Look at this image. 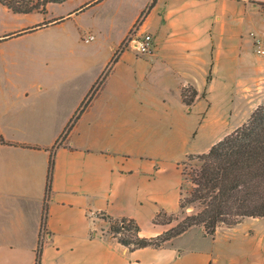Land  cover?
Listing matches in <instances>:
<instances>
[{
	"label": "crops",
	"instance_id": "obj_1",
	"mask_svg": "<svg viewBox=\"0 0 264 264\" xmlns=\"http://www.w3.org/2000/svg\"><path fill=\"white\" fill-rule=\"evenodd\" d=\"M92 1L81 0L68 14ZM151 1L141 7L103 67H107ZM258 2L264 0H157L137 25L139 33L152 34V53L138 56L134 49H124L70 136L56 149L44 230L51 149L64 131L53 144H39L8 136L0 124V137L6 141L0 142V264H36L40 238L44 241L42 264H264V226L243 228L263 224L264 217H245L233 226H219L215 236L222 228L232 238L242 230L245 242L233 244L228 254L214 258L210 252L182 246L179 240L185 232L161 247L130 250L112 236L109 223L102 218L103 212L133 217L145 236L169 228L153 220L173 198L174 186L180 212L183 174L180 171L176 181L174 170L165 168V159L175 156L177 148L173 143L159 147L163 142L162 125L181 126L182 118L177 113L183 108L188 122L201 98L206 99L207 111L214 84L227 73L226 64L241 61L247 44L251 53H256L252 33L264 44V6ZM50 6L43 15L49 14ZM129 55V72L116 74ZM102 74L84 89L65 119L64 130ZM152 82L161 95L153 101L144 91L146 83ZM37 83L42 87L41 80ZM188 84L199 92L191 105L183 102L181 94ZM244 89L251 91L249 86ZM169 94L179 96V109L168 104ZM85 130H107L110 137L88 136ZM213 143L214 139L198 153L208 151Z\"/></svg>",
	"mask_w": 264,
	"mask_h": 264
},
{
	"label": "rangeland",
	"instance_id": "obj_2",
	"mask_svg": "<svg viewBox=\"0 0 264 264\" xmlns=\"http://www.w3.org/2000/svg\"><path fill=\"white\" fill-rule=\"evenodd\" d=\"M80 2L72 0L64 4H51L47 15L39 12L16 15L0 4V36L52 20L34 31L0 39V124L8 136L39 144H53L64 131L65 119L72 107L90 81L102 74L106 67L103 65L113 46L120 41L147 0H104L83 11L80 9L68 14ZM60 16L65 18L53 21ZM134 32H138L135 25L126 36L123 48L134 49L138 56L148 55L138 53L130 45ZM89 34H94L95 39L86 42L85 38ZM252 35L256 53L252 54L247 44L243 54L245 57L241 61L226 64L227 73L214 84L210 96L212 104L208 110L205 111L206 99L201 98L188 122L187 111L183 108L182 112L177 113L182 118L181 126L178 124L176 128H171L166 125L168 123L162 125L160 140L163 142L159 147L167 148L170 143L176 144L175 156L165 159V168L174 170L176 181L182 169H189L191 164L198 163L197 160L189 161L188 155L201 154L198 152L205 151L213 139L216 143L240 126L264 102V52L258 51L256 45L259 44V38ZM129 57L132 59L131 55L126 56L116 74L129 72ZM40 80L42 87L37 83ZM153 84L146 83L144 89L145 96L151 101L161 98L158 88ZM98 85L99 90L102 83L98 82ZM244 86H249L251 91L244 89ZM26 91L30 93L26 94ZM167 100L168 104L180 108L178 95L169 94ZM192 130L195 131L194 135ZM85 131L88 136L101 134L104 138L110 137L107 130L98 133L96 130ZM177 161H187V164L182 163L179 168L178 163L177 170L174 167ZM191 187L192 182L183 175V193L186 194ZM175 190L177 188L174 186L173 198L161 209L182 217L184 212H179L173 194ZM195 209L197 203L190 204L184 211L189 213ZM176 223L177 220H174L171 224L161 225L170 228ZM261 226L264 223L257 226L248 224L243 228L247 230L248 227ZM241 232L232 238L222 228L213 238L205 233L204 227L195 226L186 231L179 242L184 247L210 252L213 258L223 257L234 245L245 242Z\"/></svg>",
	"mask_w": 264,
	"mask_h": 264
},
{
	"label": "trees",
	"instance_id": "obj_3",
	"mask_svg": "<svg viewBox=\"0 0 264 264\" xmlns=\"http://www.w3.org/2000/svg\"><path fill=\"white\" fill-rule=\"evenodd\" d=\"M65 1L67 0H0V4L15 14L34 12L46 14L50 4ZM99 1L102 0H93L82 6V11ZM156 2L157 0L151 1L135 26L150 13ZM258 3L264 6V2ZM64 18L62 16L53 21H62ZM48 22L52 20L43 21L22 31L8 34L6 37L34 31L38 26ZM124 41L116 49L102 77L94 84L78 112L51 149L42 217L43 230L46 229L49 217V198L53 186L56 149L69 136L77 119L95 96L99 88L98 82L100 84L104 81L118 61L120 53L124 50ZM198 93V89L193 84L184 86L181 93L183 102L187 105L193 104ZM0 142L6 143L2 136ZM12 144L40 148L39 145ZM187 158L189 161L197 160L198 163L191 164L189 169L181 170L184 177L192 182V187L186 194L183 193V188L181 189L179 205L180 211L184 212L183 216L178 217V213H169L160 209L153 220L155 224H171L174 220H177V223L158 235L145 236L141 234V226L135 218L114 217L103 212L102 218L109 223V232L118 242L130 250L144 247L157 248L193 226L204 227L205 233L215 238L217 229L221 225L233 226L245 217H264V102L255 108L244 123L214 143L208 151L198 155L191 154ZM182 163L187 164V161L179 163V168ZM193 203H197V209L186 213L184 210ZM162 217L167 219L163 220ZM43 245L44 241L40 238L36 250V264H42Z\"/></svg>",
	"mask_w": 264,
	"mask_h": 264
},
{
	"label": "built area",
	"instance_id": "obj_4",
	"mask_svg": "<svg viewBox=\"0 0 264 264\" xmlns=\"http://www.w3.org/2000/svg\"><path fill=\"white\" fill-rule=\"evenodd\" d=\"M94 39L95 35L89 34L85 38V41L89 42ZM130 45L133 46V48H135L140 54H150L153 50V36L150 33L140 34L138 32H134V35H132V38L130 40ZM256 46L259 48V52H264V44L260 39L259 44Z\"/></svg>",
	"mask_w": 264,
	"mask_h": 264
}]
</instances>
